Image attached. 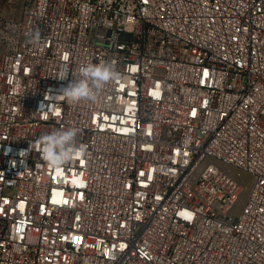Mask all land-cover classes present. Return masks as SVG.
<instances>
[{"label":"built area","instance_id":"built-area-1","mask_svg":"<svg viewBox=\"0 0 264 264\" xmlns=\"http://www.w3.org/2000/svg\"><path fill=\"white\" fill-rule=\"evenodd\" d=\"M104 61L120 76L95 102L60 96ZM68 127L86 150L52 168L38 138ZM0 264H264V0H24L0 19Z\"/></svg>","mask_w":264,"mask_h":264},{"label":"clouds","instance_id":"clouds-1","mask_svg":"<svg viewBox=\"0 0 264 264\" xmlns=\"http://www.w3.org/2000/svg\"><path fill=\"white\" fill-rule=\"evenodd\" d=\"M25 37L28 43L38 44L41 32L38 27L29 28L25 32ZM119 76L116 65L111 61L87 63L79 69V78L72 79L61 89L60 96L69 104L81 101L95 102L105 85L115 81ZM80 132L81 130L76 127H68L42 134L37 143L40 145L43 161L52 168H59L70 162L73 156L83 155L86 146L77 143Z\"/></svg>","mask_w":264,"mask_h":264},{"label":"rangeland","instance_id":"rangeland-1","mask_svg":"<svg viewBox=\"0 0 264 264\" xmlns=\"http://www.w3.org/2000/svg\"><path fill=\"white\" fill-rule=\"evenodd\" d=\"M24 0H0V19H7L10 21H17L21 15V9ZM232 173L236 175V171L232 170ZM240 181L247 186L248 191L251 189L253 178L247 174H241L239 176ZM247 194L243 196L242 201L239 203L238 208L242 206ZM237 208V209H238ZM239 210L236 211L238 213Z\"/></svg>","mask_w":264,"mask_h":264}]
</instances>
